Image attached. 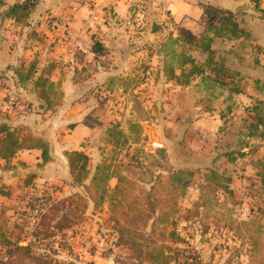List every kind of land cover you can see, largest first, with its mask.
<instances>
[{"label": "crops", "instance_id": "0c3cea01", "mask_svg": "<svg viewBox=\"0 0 264 264\" xmlns=\"http://www.w3.org/2000/svg\"><path fill=\"white\" fill-rule=\"evenodd\" d=\"M28 1L4 0L0 7V123L20 142L47 141L49 159L44 163L39 147L22 146L9 161L17 180L38 169L45 179L72 182L65 153L83 150L90 160L85 148L96 147L95 169L105 159L100 150L112 149L107 130L128 131L131 121L165 150L169 170L215 169L230 177L237 202L229 207L240 212L235 223L263 218L264 0L258 7L252 0H144L145 24L134 0H31L23 26L8 14ZM244 2L258 14L235 13ZM208 6L232 12L243 33L216 36L203 50L186 43L182 30L204 35ZM195 65L206 72L190 73ZM141 98L143 107L132 108ZM200 131L208 134L202 143ZM109 184L114 188L117 179ZM57 190L68 195L77 187ZM243 250L242 263L252 264Z\"/></svg>", "mask_w": 264, "mask_h": 264}, {"label": "rangeland", "instance_id": "374dc122", "mask_svg": "<svg viewBox=\"0 0 264 264\" xmlns=\"http://www.w3.org/2000/svg\"><path fill=\"white\" fill-rule=\"evenodd\" d=\"M33 4L30 0L24 6H28L31 11ZM2 13L4 11L0 12V19L4 15ZM6 86L10 90L11 87ZM146 99L135 100L132 108L139 109ZM139 114L144 115L142 112ZM153 117L150 114V118ZM141 132V139L136 143L129 139L123 146L124 150L119 153L124 160L121 164L123 175L135 184L127 185L126 197L120 196L117 206L113 204V208L108 203L95 208L93 201L87 198L81 200L80 197L73 204V208L77 209L76 217L68 213L73 210L64 201L71 194H57V189L62 187H75L73 179L70 183L63 182V179H45L40 170L31 169L24 170L23 178L17 180L18 172L15 178L9 172L15 166L0 158V264H158V215L161 211L166 215L174 214L172 220L182 238V242L168 244L190 257L199 254L202 264H243L238 256L240 251L252 247L254 243L256 261L264 260V216L262 218L255 214L250 220L235 223L233 214L239 215L240 212H228L225 194L220 191L216 195L219 201L215 202L212 185L204 177L206 173L194 170L188 193L174 192L175 197L172 199H158L155 192H144L152 185V175L158 174L159 157L158 147L155 148L157 145L147 142V135ZM134 133L123 130L127 136ZM87 145L90 146V143L87 142ZM136 148L153 154V157L142 156V159L140 156L139 159L140 151L136 152ZM85 149L91 155L92 168L99 151L92 145ZM102 153L100 150L102 157H110L112 150L105 155ZM164 156L162 174L171 168L167 154L164 153ZM139 160H143L144 167H147L142 168ZM30 174L34 177L26 184ZM50 188L54 190L52 194L49 193ZM65 190L68 191L67 188ZM50 203L57 210L46 215L44 210ZM197 203H207L211 209H198ZM66 216L69 219L67 221ZM152 223H155L156 229L151 234L149 230ZM228 223L232 226H228ZM121 227L124 232L118 233L116 230ZM230 227L244 238L242 243L236 234L229 235ZM17 246H28L29 250L24 251ZM146 252L151 255L146 257Z\"/></svg>", "mask_w": 264, "mask_h": 264}, {"label": "trees", "instance_id": "16d2710c", "mask_svg": "<svg viewBox=\"0 0 264 264\" xmlns=\"http://www.w3.org/2000/svg\"><path fill=\"white\" fill-rule=\"evenodd\" d=\"M252 1L258 7L260 0ZM3 4L4 0H0V7ZM260 11H262V13L264 14V9H260ZM28 15V6L24 5H14L13 7H11L8 14V16L12 17L16 22L21 23L23 26H26L27 24ZM203 21L205 24L206 33L200 37L194 36L192 33L186 30H182V38L186 43L203 50L209 48L211 42L216 36L224 34L238 36V34L242 32L241 29L238 27L236 16L232 12L225 11L214 6H208L205 8ZM204 71V67L200 65H195L190 70V73H200ZM220 74H223L224 76L227 75L230 77V74H228V72H220ZM127 124L129 126L130 132L136 133L137 131V133H134L132 136H127L123 134L122 129H118L115 127L108 129L106 141L112 145V154L110 157L105 156V159L102 160L103 162L99 163L95 167V169L90 168L89 156L83 150L68 151L65 153L66 159L68 161L70 175L73 179L74 185L78 189L76 192H73L71 195H69V197L64 199V201L70 204L72 207L73 212H68L71 216H77V209L73 208V204L80 200V197L81 200L87 198L90 201H93V205L95 208H100L102 204L105 203H108L110 205V208H113L114 205L117 206L120 200V196L126 197V192H128L127 185H135L132 180H130L127 176L123 175L121 164L124 163V160L122 159V156H120L119 153L120 151H122L123 146L128 143L129 139H131L133 142L141 139V128L140 125L136 122L130 121L127 122ZM0 134V157L6 163L9 164L10 158L18 149H20L22 146L27 145L39 147L43 150L42 158L44 163L49 159V145L48 142L44 139L34 138L32 136H25L23 137V142H20L19 134H17L16 131L10 130L4 123H0ZM139 151V159L140 156L148 157L153 155L149 152H146L145 150L136 148V152ZM157 152L159 157L158 174L155 173V175H152V185L149 187L148 190H145L144 192H155L156 194H158V199H161L162 197H168L172 199V197H175V194H173L174 192L187 193L188 188L191 186L190 180L193 177L194 170L196 169H177L174 171L166 170V173L162 174L163 171L161 170V168L163 159L165 158V150L159 148ZM124 157H126V154ZM139 161L140 166L142 168L147 167H144L143 160ZM11 169L12 168H10L9 170ZM33 177L34 175L30 174L29 179H27L25 183L29 184L30 179H32ZM113 177L117 179V184L114 188L111 189L109 182L110 179ZM204 177L206 182L212 185V187H210L212 189L211 192L216 198L215 202L219 201L216 196L219 191H225L228 193L229 200L228 202H226L225 207L228 212L231 211L229 203L232 204L237 201L233 195V191L230 189L229 186L230 177L219 173L215 169L209 170ZM132 192H134V189H132ZM199 192L201 193L200 189ZM78 197L79 199H77ZM197 205L198 209H211V207L207 203H197ZM55 210H57V207H54L53 204L50 203L45 208L44 212L46 213V215H49V213H52ZM81 212L83 213V208ZM173 216L174 214H163V211H161V213L158 215V242H160L158 243V264H202V259L199 254L190 257L188 254L185 255L183 252H180L181 249L174 248L168 244L182 242V238L180 236V233L178 232V228L175 227L174 221L172 220ZM65 220H69L67 216L65 217ZM154 224L155 223H152L149 230L151 234L153 232L155 233L156 226ZM227 225L232 226V224L229 223ZM230 228V230H232V227ZM116 231L118 233L124 232V230H122V227ZM236 233L238 232L234 231V234ZM118 239L122 240L120 237ZM249 239L250 241H252V238ZM243 240L240 239L241 243L243 242ZM254 246L255 243L254 245L252 244V247L246 250L250 263L264 264V260L260 262L256 261L255 258L257 257V252ZM17 247L18 249H23L24 251L29 250L28 246ZM235 252L238 253V249H236ZM145 254L146 257L151 255L147 252Z\"/></svg>", "mask_w": 264, "mask_h": 264}, {"label": "built area", "instance_id": "2783aa9c", "mask_svg": "<svg viewBox=\"0 0 264 264\" xmlns=\"http://www.w3.org/2000/svg\"><path fill=\"white\" fill-rule=\"evenodd\" d=\"M134 8L137 20L140 24H145L147 22L146 18V3L144 0H134ZM235 114L233 112L230 113L229 118H234ZM208 134L206 132H199V141L202 143ZM53 188L49 189V193H53Z\"/></svg>", "mask_w": 264, "mask_h": 264}, {"label": "water", "instance_id": "95a60500", "mask_svg": "<svg viewBox=\"0 0 264 264\" xmlns=\"http://www.w3.org/2000/svg\"><path fill=\"white\" fill-rule=\"evenodd\" d=\"M234 12L235 13H246V14H250V15H257L258 14V11L255 8H253L248 3H245V2L237 5ZM12 176H17V172L13 171Z\"/></svg>", "mask_w": 264, "mask_h": 264}]
</instances>
